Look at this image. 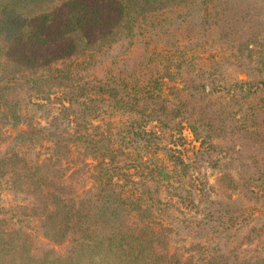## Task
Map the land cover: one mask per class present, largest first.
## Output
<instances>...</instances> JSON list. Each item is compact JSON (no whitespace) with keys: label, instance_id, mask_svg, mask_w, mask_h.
<instances>
[{"label":"trees","instance_id":"1","mask_svg":"<svg viewBox=\"0 0 264 264\" xmlns=\"http://www.w3.org/2000/svg\"><path fill=\"white\" fill-rule=\"evenodd\" d=\"M94 257L264 264V0H0V264Z\"/></svg>","mask_w":264,"mask_h":264},{"label":"rangeland","instance_id":"2","mask_svg":"<svg viewBox=\"0 0 264 264\" xmlns=\"http://www.w3.org/2000/svg\"><path fill=\"white\" fill-rule=\"evenodd\" d=\"M148 128L150 129H156V123L155 122H149ZM174 143L176 144L177 149L179 150L180 154L186 161H190L193 159L196 151L200 148V142L195 138L193 132L191 129L186 125L183 134L181 137L175 136L173 137ZM203 173H206L208 175V180L210 183H214L215 177L211 175L212 170L209 168L204 169ZM197 175V173H196ZM201 180V179H199ZM92 261H95L96 264H107L108 258H103V260H100L99 257L90 258Z\"/></svg>","mask_w":264,"mask_h":264}]
</instances>
